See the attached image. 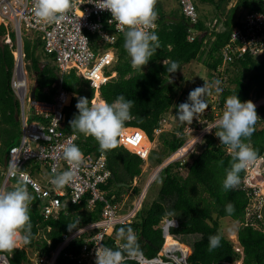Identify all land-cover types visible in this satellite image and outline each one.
<instances>
[{
	"label": "trees",
	"instance_id": "1",
	"mask_svg": "<svg viewBox=\"0 0 264 264\" xmlns=\"http://www.w3.org/2000/svg\"><path fill=\"white\" fill-rule=\"evenodd\" d=\"M193 1L197 14H200L198 2L209 3L220 26L217 27V23L214 27L207 25L204 21L208 17L205 14H198L197 22L193 25L179 11L170 13L173 16L170 19L159 8L154 12L157 27L151 34L137 40L120 34L113 45L116 57L113 68L118 76L99 89L106 104V114L98 112L91 118L90 100L94 89L74 71L63 76L62 85L73 94V98L64 111L65 121L59 130L64 134L77 135L78 151L105 155L107 167L114 176L101 185L108 192V197L126 193L128 188L117 184L130 183L141 173L144 162L128 150L118 149L121 127L135 126L142 129L151 139L148 142L150 146L160 116H166L174 110L185 117L188 113H198L207 108L212 83H190L183 88V78L179 75L183 65L197 60L210 70L214 79L221 77L216 91L221 107L226 105L234 109L250 101L253 96L264 95V54L258 58L245 54L242 59H236L226 66L222 72L217 71L222 64L220 49L228 41L232 28L240 24L241 18L233 20L235 12L238 8L243 11L259 9L260 3L237 0L228 10L225 19L220 20L218 14L225 16L221 7L230 0ZM148 4L151 5L150 1ZM191 30L196 32V36L189 40ZM3 33L4 28L0 26V36ZM40 47L39 37L23 40L24 62L34 77L36 99L48 101L56 93L53 84L59 80V75L51 58L37 54ZM12 65L10 49L0 44V164L3 169L6 167L9 148L17 143L20 136L18 103L10 88ZM204 118L211 122L215 115L209 113L201 117ZM176 130L178 136L163 139L167 152L175 151L186 140V135L181 132L182 126ZM158 135L160 139L161 133ZM227 144L233 145L236 151L227 153ZM263 148L264 106L232 116L218 124L212 133L204 135L197 151L190 153L184 163L175 161L160 169L150 186L152 188L153 184H158L153 188L156 196L148 212L138 213L131 224L117 228L119 233L136 231L131 242L127 243L126 250L120 254L141 250L147 257L155 256L163 243L161 221L164 218H175L178 226L171 228L170 234L189 236L191 240L190 248L185 245L189 251L192 250L187 258L188 264H233L241 258L242 264H264L263 232L250 225L238 226L236 234L243 250L241 257L234 250L230 238L223 234L221 226L223 218L239 223L244 219L248 197L243 190L233 186V182L243 175L239 153L258 157ZM157 159L158 163L164 161L160 156ZM25 188L26 185L19 183L13 192L14 196L24 198L27 202L26 207L20 203L15 205L16 224L25 235L27 245H38L40 254L49 255L61 243L63 234L68 235L99 218L100 204L90 211L84 208V201L73 204L63 198L57 218L51 217L42 224L51 227L48 234L50 244L44 239L38 241L35 238L41 220L40 203L29 188L28 195H25ZM137 193L138 190H135ZM111 241L108 238L105 243ZM81 243V239H76L65 250L77 248ZM2 251L9 256L10 264H29L23 248L8 247ZM56 264L72 262L59 256ZM123 264L136 263L129 260Z\"/></svg>",
	"mask_w": 264,
	"mask_h": 264
},
{
	"label": "built area",
	"instance_id": "2",
	"mask_svg": "<svg viewBox=\"0 0 264 264\" xmlns=\"http://www.w3.org/2000/svg\"><path fill=\"white\" fill-rule=\"evenodd\" d=\"M177 1L183 16L191 25L195 24L198 14L194 1ZM236 1L230 0L227 5H235ZM251 1L260 3V8L244 11L240 25L232 28L228 41L220 49L222 64L217 69L218 72H222L223 67L226 68L236 59H242L245 54L254 57L264 54V0ZM147 2L148 0H0V26L4 28L0 44L7 45L14 57L10 88L18 103L20 125V136L17 143L8 150L6 167L3 169L0 164V264H10L9 256L2 251L8 247L23 248L29 264H56L59 256L72 264H123L129 260L136 264H188L189 253L185 252V244L173 238L182 246H165L170 229L178 226L176 219L164 218L161 221L163 243L153 257H147L141 250L120 254L126 250L127 243L131 242L136 231L119 233L117 228L131 224L138 213L148 212L150 204L144 203V195L160 169L175 161L184 163L190 153L197 151L204 135L213 132L218 125L217 121L214 119L209 122L206 118L201 119L202 116L209 113L216 116L220 113L226 114L227 120L236 113L264 106V97L253 96L250 101L234 109H229L226 105L221 107L216 93L221 79L218 77L211 84L207 108L198 113H188L184 118V121H188L182 124L181 132L188 138L191 134L196 135L195 140L192 143L186 140L187 145H184L185 141L182 149L176 150L178 156L144 177L142 185L133 186L136 179L134 177L127 187L128 191L120 196L108 197V192L101 188L111 177L105 155L78 151L77 135L64 134L59 130L65 121L64 111L73 98V94L62 85L63 76L71 71L94 89L90 109L96 107L106 113L99 89L118 76L117 71L112 68L114 43L120 34L140 39L151 34L157 27L156 17L147 10ZM194 36L196 32L191 30L188 39L192 40ZM25 37H39V52L45 57L50 56L58 70L59 80L53 84L56 93L51 100L29 97L26 74L19 64L23 61ZM100 103H103L104 110L100 108ZM170 115L171 113L160 116L158 128L153 133H162V123H167L165 119ZM175 133L177 134L174 136L179 135L178 131ZM149 141L145 132L136 127L123 126L119 129L118 147L144 159L140 175L150 156V153H143ZM225 148L229 154L236 151L231 144H227ZM238 158L243 175L233 182V186L243 190L248 197L244 219L239 225H250L264 233V174L260 170L264 148L258 157L239 153ZM43 173L46 175L44 184L35 177L37 175L42 178ZM19 183L26 185L25 195H28L29 188L40 203L38 234L51 232L49 225L42 224L51 217L57 218L63 198L73 204L84 201V208L90 211L100 204L99 218L68 235L63 234L61 243L49 255L40 254L38 245H27L25 235L16 224L15 205L20 203L27 206L24 198L14 196L13 192ZM135 190H138L137 194ZM108 238L112 241L105 243ZM43 239L50 244L49 237L44 236ZM76 239H81L82 243L77 248L66 251L67 245ZM233 248L242 257L243 250L237 241Z\"/></svg>",
	"mask_w": 264,
	"mask_h": 264
},
{
	"label": "rangeland",
	"instance_id": "3",
	"mask_svg": "<svg viewBox=\"0 0 264 264\" xmlns=\"http://www.w3.org/2000/svg\"><path fill=\"white\" fill-rule=\"evenodd\" d=\"M157 1H155L154 6L156 4ZM169 2H172L171 0H169ZM227 5V4H226ZM226 5H222L224 10H227V8L230 6H226ZM171 6L170 4H168L167 7ZM177 7V5H174L173 8ZM201 7L205 8L207 14H213V7L209 4V3H203L201 5ZM179 8V7H178ZM240 12L239 13H243L242 9H239ZM178 10H174L173 13L177 12ZM215 19V21L213 22V20ZM214 19L211 21L210 19L207 22H212L210 24V27L214 26L215 23L217 22V27L219 25L217 17H214ZM221 20V19H220ZM219 20V21H220ZM206 22V24H207ZM23 30V29H22ZM24 32V31H23ZM208 34V33H207ZM208 36V35H207ZM209 38V37H208ZM26 39V37L24 38ZM39 54V53H38ZM262 56V55H261ZM258 56V57H261ZM257 57V58H258ZM203 59L205 58V56L202 57ZM44 59V57H42V60ZM230 67V66H229ZM225 68L223 67V70ZM179 75L182 76L183 81H182V87H186L188 86L190 83H196L199 85H209L211 84L213 81H217L218 78L214 79V77L211 75V72L208 68H206L200 61L197 60H193L188 64H185L182 66V68L180 69ZM27 80H28V87L32 88V86H34V77L32 75V73L30 71H28V76H27ZM175 102V101H174ZM102 110H104V107H101ZM254 111V110H252ZM98 112H102L99 109H97L96 107L91 108L90 112H89V116L92 118L94 117L95 113ZM29 113V110H27V114ZM171 115L170 117L166 118L165 120L167 121V123H165V121L162 123V127H163V131L161 132H157V133H153L154 135V140L152 141L150 147L152 148V152L150 153L147 165L145 166L144 172L142 176L137 177V185L143 183L144 181V177H146L149 174H152L154 171H157L159 168L163 167L170 159L176 158L178 155L175 153L176 150L178 149H182V147L186 144L187 145V141L192 143L193 140H195L194 137H196V135L191 134L189 135L190 138H188V136H186V143H184V145L182 144L181 147L177 148L175 151H166V149L163 146V139H166L172 135H175L177 133H175V131H177L176 129L180 126H182L183 123L187 122L184 121V116L181 112H177L175 113L174 110H171ZM241 113V112H240ZM239 113L234 114L233 116L237 115ZM30 117V116H29ZM227 118L226 114H217L215 116V121H217L218 124L222 123L223 120H225ZM158 133H161L160 139H159V135ZM188 138V139H187ZM192 139V140H191ZM190 143V144H191ZM192 146V145H191ZM149 147V146H147ZM190 148V147H189ZM150 148H148L149 150ZM185 150V148H184ZM183 150V151H184ZM154 151V152H153ZM148 152V151H147ZM171 152V153H169ZM175 153L173 156H171L169 158V154ZM146 155V154H144ZM157 156L162 157L164 159V161L162 163H158L157 162ZM260 170L263 172L264 174V159H260ZM43 172H46L45 169H42ZM36 179L40 180L42 182V184H44L45 182L43 181V179L46 178V175L43 173V177L39 178L37 175H35ZM140 185V187H141ZM158 184H153L152 188H149L148 192L144 195V203L145 204H150L153 200V198H155L156 196V191L153 189L154 187L156 188ZM221 226H222V230L224 231L223 234L226 235L227 238H230V240L235 241L236 240V232L239 226V222L231 220L229 218H223L221 219ZM45 237H48V232H40L36 238L39 239H43ZM172 238H174L177 241L183 242L184 244H186L188 247L191 245V240L189 236H172ZM12 244V243H11ZM12 245H16V243H13ZM190 248V247H189ZM191 252V250H190ZM234 264H242V263H238L235 262Z\"/></svg>",
	"mask_w": 264,
	"mask_h": 264
},
{
	"label": "crops",
	"instance_id": "4",
	"mask_svg": "<svg viewBox=\"0 0 264 264\" xmlns=\"http://www.w3.org/2000/svg\"><path fill=\"white\" fill-rule=\"evenodd\" d=\"M150 1V8H151V12H156V10L157 9H159V8H161V10L166 14V16H168L170 19H172V15L170 14V13H172V12H174V10H178L179 11V13L181 12L180 11V7H179V5H178V3H177V1L176 0H171L172 2H169V0H149ZM155 1H157L156 2V4H155V6H154V3H155ZM168 4H170L171 6H169V7H167L168 6ZM203 3H201V2H198L197 3V7L199 8V10H200V14L201 15H203V14H205L208 18L204 21L205 23L210 19L211 21L214 19V15L213 14H210L209 13V15L207 14V12H206V10H205V8H203V7H201V5H202ZM174 5H177V7H175V8H173V6ZM225 5V4H224ZM226 6H228V5H226ZM234 5H230L228 8H227V10H224V14H225V16L223 17V16H221V15H219L218 14V16H219V19H221V20H224L225 19V17L228 15V13H229V9L230 8H232ZM179 7V8H178ZM221 8H223V6L221 7ZM225 8V7H224ZM223 8V9H224ZM240 8H238L237 9V11L235 12V14H234V16H233V20H238L239 18H241L242 16H243V14H244V11H243V13H239L240 12V10H239ZM177 11V12H178ZM199 14V13H198ZM199 14V15H200ZM215 21V19L213 20V22ZM212 22H207V25H210ZM219 26H220V24H219ZM101 107H104V105H103V103H100V108ZM147 148H151L150 146L149 147H147ZM148 166V165H147ZM143 175V173L140 175V176H142ZM154 199V198H153ZM169 238H171L170 236H168ZM172 239V238H171ZM172 240H174V239H172Z\"/></svg>",
	"mask_w": 264,
	"mask_h": 264
},
{
	"label": "clouds",
	"instance_id": "5",
	"mask_svg": "<svg viewBox=\"0 0 264 264\" xmlns=\"http://www.w3.org/2000/svg\"><path fill=\"white\" fill-rule=\"evenodd\" d=\"M148 2H149V0H148ZM148 2H147V10L150 12V13H152L153 15H154V13L153 12H151L152 10H151V8H150V6H149V4H148ZM178 2V1H177ZM178 5H179V3H178ZM180 7V6H179ZM180 10H181V8H180ZM182 12V11H181ZM155 17H156V15H154ZM240 21V20H239ZM217 23V22H216ZM216 23H215V25H216ZM240 25V24H239ZM236 26H238V25H236ZM214 27V26H213ZM235 27V26H234ZM126 36H128V35H126ZM130 37V36H129ZM132 38V37H131ZM133 39V38H132ZM134 40H137V39H134ZM115 44V43H114ZM113 52H114V62H113V66H114V63H115V49H114V47H113ZM12 53V52H11ZM39 53V55H41V53L39 52V49H38V51H37V54ZM24 55V54H23ZM12 56H13V54H12ZM47 57H49V58H51L50 56H47ZM52 59V58H51ZM19 64L21 65V66H23V69H24V71H25V74H26V78H27V76H28V71L29 70H27L26 69V64H25V62H24V56H23V61H22V64H21V62H19ZM13 66H14V57H13V65H12V67H11V69H10V77H11V72H12V69H13ZM113 66H112V68H113ZM228 66V65H227ZM70 73V72H69ZM28 81V80H27ZM35 82V81H34ZM58 82V81H57ZM56 83V82H55ZM34 88V86H32V88H29V90H30V92H31V90ZM14 97V96H13ZM29 97H30V93H29ZM260 97H264V95L263 96H260ZM35 98H36V94H35ZM34 98V99H35ZM38 100V99H37ZM103 100V99H102ZM104 101V100H103ZM17 102V101H16ZM248 102V101H247ZM104 105H105V110H106V113H107V109H106V104H105V102H104ZM244 105V104H243ZM242 106V105H241ZM239 107V106H238ZM260 107V106H259ZM258 108V107H257ZM255 109V108H254ZM254 109H252V110H254ZM252 110H249V111H251L252 112ZM101 113H103V112H101ZM106 113H104V114H106ZM240 114V113H239ZM19 112H18V114H17V120H19ZM238 115V114H237ZM133 127H135V126H133ZM136 128H138V127H136ZM138 129H140V128H138ZM141 131H143L142 129H140ZM143 132H145V131H143ZM145 134L147 135V137H148V139L151 141V139H150V137L148 136V134L145 132ZM153 139H154V136H153ZM117 147H118V143H117ZM118 149L121 151L122 149H125V148H119L118 147ZM127 150V149H126ZM129 151V150H128ZM129 152H131V151H129ZM132 154H134L133 152H131ZM135 155V154H134ZM143 161H144V159H143ZM143 164H144V162H143ZM142 164V165H143ZM140 175V174H139ZM139 175H137V176H139ZM112 176V175H111ZM137 176H135V177H137ZM134 179V178H133ZM132 179V180H133ZM128 185L130 184V183H127ZM118 186V185H117ZM154 200V199H153ZM152 200V201H153ZM152 203V202H151ZM150 203V204H151ZM175 219V218H174ZM77 230V229H76ZM75 230V231H76ZM74 232V231H73ZM170 236H172L171 234H170ZM236 236V240L235 241H237L238 243H239V241H238V239H237V234L235 235ZM232 241V240H231ZM235 241H232V244L234 245V243H235ZM183 243V242H182ZM184 244V243H183ZM186 245V244H185ZM239 245H240V243H239ZM187 246V245H186ZM241 246V245H240ZM190 247V246H189ZM192 251V250H191ZM191 254V252L189 251V255ZM242 259V258H241ZM241 259L239 260V261H237L238 263H241Z\"/></svg>",
	"mask_w": 264,
	"mask_h": 264
},
{
	"label": "bare ground",
	"instance_id": "6",
	"mask_svg": "<svg viewBox=\"0 0 264 264\" xmlns=\"http://www.w3.org/2000/svg\"><path fill=\"white\" fill-rule=\"evenodd\" d=\"M158 134H160V133H158ZM194 138H195V137H194ZM191 140H192V139H191ZM151 149H152V148H150V149L148 150V148L146 147V149H145L146 151H143V153L147 155V153H150ZM147 151H148V152H147ZM175 152H176V151H175ZM173 154H174V153H172L171 155H173ZM171 155H170V156H171ZM170 156H169V157H170ZM136 185H137V177H136V179H135V183H134L133 186H136ZM168 236H169V235H168ZM168 236H167L166 241H165V246L173 245V244L180 245V244H178L176 241H174V240H172L171 238H169ZM180 246H182V245H180ZM184 248L186 249L185 252H186V253H189L188 248H187V247H184Z\"/></svg>",
	"mask_w": 264,
	"mask_h": 264
},
{
	"label": "water",
	"instance_id": "7",
	"mask_svg": "<svg viewBox=\"0 0 264 264\" xmlns=\"http://www.w3.org/2000/svg\"><path fill=\"white\" fill-rule=\"evenodd\" d=\"M30 98L31 99H34L35 98V89L33 88L32 90H31V92H30ZM112 178H114V176H111ZM118 186H120V187H128V184L127 183H118L117 184Z\"/></svg>",
	"mask_w": 264,
	"mask_h": 264
}]
</instances>
